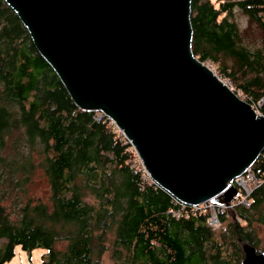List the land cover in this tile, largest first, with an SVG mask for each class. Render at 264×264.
<instances>
[{"label": "trees", "instance_id": "16d2710c", "mask_svg": "<svg viewBox=\"0 0 264 264\" xmlns=\"http://www.w3.org/2000/svg\"><path fill=\"white\" fill-rule=\"evenodd\" d=\"M216 1V0H215ZM239 9L264 42V0H191V50L232 78L236 93L264 115V52L243 43ZM80 110L0 0V264L15 247L46 250L41 264H240L264 226V181L250 206L219 215L182 210L149 179L107 117ZM264 153V152H263ZM258 178L264 160L251 168ZM241 222L243 224H241ZM258 252V251H257Z\"/></svg>", "mask_w": 264, "mask_h": 264}, {"label": "water", "instance_id": "95a60500", "mask_svg": "<svg viewBox=\"0 0 264 264\" xmlns=\"http://www.w3.org/2000/svg\"><path fill=\"white\" fill-rule=\"evenodd\" d=\"M4 1L74 104L110 119L160 188L228 207L264 149V116L193 55L191 0ZM242 250L240 264H264Z\"/></svg>", "mask_w": 264, "mask_h": 264}, {"label": "rangeland", "instance_id": "374dc122", "mask_svg": "<svg viewBox=\"0 0 264 264\" xmlns=\"http://www.w3.org/2000/svg\"><path fill=\"white\" fill-rule=\"evenodd\" d=\"M214 2L215 7L218 6V3L221 2H234L238 0H212ZM231 19L240 30H245L243 32V43L245 46L250 48L251 50H256L261 48L264 52V42H262V34L260 30L255 25H250L246 16L237 8L233 10V14ZM209 69L213 71V73L222 80L227 86H229L235 93L234 82L233 79L230 77L224 76L222 73L219 72L217 65H212L209 62H203ZM239 97L240 95L236 93ZM241 98V97H240ZM242 99V98H241ZM243 100V99H242ZM134 151V150H133ZM135 153V151H134ZM137 157V155H136ZM250 184V183H249ZM241 224H243L241 222ZM215 230H220L224 228L225 223L218 224ZM260 243L257 245V251L263 252L264 251V226L258 227ZM46 250L43 249H34L31 252L23 251L19 246L15 247V255L12 260L7 262L6 264H41L44 261ZM103 264H110L109 257L106 255L103 261Z\"/></svg>", "mask_w": 264, "mask_h": 264}, {"label": "built area", "instance_id": "2783aa9c", "mask_svg": "<svg viewBox=\"0 0 264 264\" xmlns=\"http://www.w3.org/2000/svg\"><path fill=\"white\" fill-rule=\"evenodd\" d=\"M252 106V105H251ZM252 108L255 110V112L259 115H262L260 113V111H258V109L254 108L252 106ZM98 113V116L96 117L97 120H100L102 117H104L105 115L101 112H96ZM264 116V115H262ZM106 117V116H105ZM110 120V119H109ZM111 121V120H110ZM111 123L113 124V122L111 121ZM114 125V124H113ZM115 126V125H114ZM116 131L120 132L122 134L121 131H119V129L116 128ZM123 135V134H122ZM124 136V135H123ZM125 138V137H124ZM126 139V138H125ZM127 140V139H126ZM127 142L129 143V141L127 140ZM264 149L263 151L260 153V155L258 156V158L261 156V158L264 160ZM138 158V157H137ZM138 161L141 165V169L143 170L145 176L144 179H149L151 182L155 183L148 175V173L145 171V169L142 166V163L140 161V159L138 158ZM251 168V166H250ZM248 168L242 175L236 177L233 180L234 185L237 188V194L236 196L233 197V199L229 202L228 207L225 204H216L213 203L212 201H207L204 202L202 204L199 205H187L184 204L183 202H180L178 200L175 199V201L181 206V209L178 210L177 212H173V215H176L177 217H179L180 213L182 212V210L190 208L194 211H208L209 212V216H208V225L215 229L217 228V226H219L218 224H220L219 221V215L222 214L223 212H225L228 209L233 208L234 206H238V205H242L244 207H249L250 206V200H249V196L251 194V191L258 187L259 184L264 181V171L262 172L260 178H258L256 176V173L252 170ZM250 183V184H249ZM156 184V183H155ZM157 185V184H156Z\"/></svg>", "mask_w": 264, "mask_h": 264}]
</instances>
